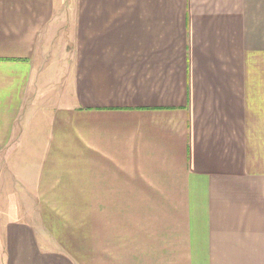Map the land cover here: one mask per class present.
<instances>
[{
  "label": "crops",
  "instance_id": "1",
  "mask_svg": "<svg viewBox=\"0 0 264 264\" xmlns=\"http://www.w3.org/2000/svg\"><path fill=\"white\" fill-rule=\"evenodd\" d=\"M70 5L39 113L64 0H0V264H264V0Z\"/></svg>",
  "mask_w": 264,
  "mask_h": 264
},
{
  "label": "rangeland",
  "instance_id": "2",
  "mask_svg": "<svg viewBox=\"0 0 264 264\" xmlns=\"http://www.w3.org/2000/svg\"><path fill=\"white\" fill-rule=\"evenodd\" d=\"M71 3L72 0H64L63 12L57 13L58 15H63L64 18L60 17V20H63V22L61 24L56 23L53 25V28H50L47 33V40L45 42L47 47L45 46L44 49L37 50V59L39 58L40 64V66H37V68L40 69L41 73L46 78L43 81H49V84L46 88H44V86L41 84L43 81H41V83L35 87V91H37L35 94H33L35 99H40L41 90L43 91L44 89L48 91L49 95L48 100H44L41 106L37 103L36 109L37 111L39 110V113L40 109H43L46 103L53 102L54 95L57 94L56 92H59L63 86L68 85L66 78L72 68V58H74L72 53L73 45L71 39V15L73 13L74 7L70 5ZM52 91L55 93L52 94ZM38 115L41 116L40 114ZM4 164L5 170H7V163Z\"/></svg>",
  "mask_w": 264,
  "mask_h": 264
}]
</instances>
